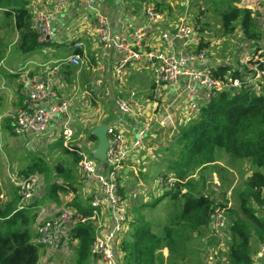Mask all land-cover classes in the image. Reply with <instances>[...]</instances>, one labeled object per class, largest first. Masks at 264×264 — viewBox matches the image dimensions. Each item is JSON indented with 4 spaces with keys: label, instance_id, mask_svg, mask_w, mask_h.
<instances>
[{
    "label": "crops",
    "instance_id": "1",
    "mask_svg": "<svg viewBox=\"0 0 264 264\" xmlns=\"http://www.w3.org/2000/svg\"><path fill=\"white\" fill-rule=\"evenodd\" d=\"M29 4H31V1L27 0L26 7L31 13ZM32 4H35L34 8L38 7L55 11L56 16L53 23L55 36L51 41L40 43L33 51L21 53L17 49V54L13 57L11 65L3 66L5 73L0 71V179L5 176L7 178L10 167L14 166V161H12L11 157L13 151L18 154L22 149L20 138L17 139V136L14 137L11 133L10 116L12 115L11 112H15L21 106L22 99L25 96L23 78L37 77L50 83L59 96L67 97L70 100L73 125L69 147L77 150L78 153L91 150L93 154L89 157L96 160L103 170H106V155L105 152L101 153L99 151L98 139L92 133V130L98 125H104L105 127H116L118 131H121L124 145L126 150L129 151L119 178L121 194L123 201L127 205L128 212L137 215L143 204L154 203L159 198L156 180L162 177V173L168 171L166 166L169 165L168 161L170 160L168 157L169 147L171 145H173V148L177 147L174 143L175 135L187 122L184 118L186 106L183 94L186 79L182 78L177 85H156L153 82L150 70L144 67L142 61H137L129 62L124 71L122 82L118 83L113 77V67L117 62L118 55L114 51L101 48L96 42L91 32L90 19L93 13H97L106 17L113 31H119L122 23H125L128 29H133L146 24L145 8L155 7L148 3L134 0H93L92 10L79 4L76 0L67 1L57 10H55L54 2L51 1L33 0ZM182 4L185 5V2L183 1ZM156 10L161 13V19L152 32L146 36L145 41L148 49L163 51V44L158 39V32L173 29L181 21L189 24L190 21L185 16L173 21L170 18L169 10L168 12L164 9ZM4 18L2 15L0 21L4 20ZM197 21L193 24L195 29L201 23L199 20ZM206 26V28H209L207 24ZM261 26L258 27L261 32V36L258 39L246 37L241 28L237 27L233 30L234 32L237 29L236 31L240 32L237 37L231 35L233 32L224 33L225 36L219 38L213 35L206 37L207 39L204 37V46H207L208 50L215 55L211 65L214 67L222 64L231 67L232 64H238L240 60L244 59L246 54L254 51L261 43L264 44V25L261 24ZM14 34L17 39V33L14 32ZM75 42H81V48H76L74 46ZM75 52L83 57L85 63L82 66H75L72 63L63 61V59ZM221 57L224 60H221ZM54 68H56V71ZM48 70H51L52 74H49ZM243 73L245 74V71ZM117 98L128 101L134 109L136 106H141L142 114L137 117L136 114L120 112L115 106ZM145 116L152 119V125L149 127L141 145L134 151L131 145L135 138L136 128L140 120ZM1 117L3 118L1 119ZM35 138L40 141V146H31L35 142ZM22 140H25L23 145L26 149L30 148V152L36 146L43 147L44 150L40 156L45 162H47L45 159L47 156L48 158L54 156L53 159L58 158L54 164H51V162L49 163L50 165L48 164L51 170L48 177L45 178L43 174H39L42 180L35 199V202L38 203V208L46 207L49 202L51 206L55 207L63 204L69 206L67 203L74 196L70 190L58 191V202L46 196L50 184L56 181L61 182V178L52 171L53 166L57 162L72 171L70 181L77 186L80 198H83V195L89 197L88 204L90 206L92 194L98 193V184L95 181H85L78 170V166L73 165V153L68 148L63 147L57 120H52L44 132L27 135ZM218 152H220L221 157L213 164L221 166L227 156L223 151ZM32 153L37 155L40 154V151ZM30 155L31 161L33 155ZM230 162L235 163L236 167L243 163L241 169L242 171L246 170L245 173L243 172L244 179L252 171L251 164L245 159H231ZM213 164H209L207 166L208 169ZM212 173L216 176L214 170ZM233 173L235 174V172ZM23 176V174L18 173L17 179ZM190 177H193L192 188L194 190V186L199 185L195 183L199 180L200 170L188 176V178ZM0 185L5 186L7 189V182L4 185L3 183ZM2 186H0V198H3V193H1L3 192ZM183 191L185 190L183 189ZM9 198L10 195L8 193L5 195L4 200ZM151 213L154 215V217L152 216L153 222L157 221L160 216L153 212ZM144 214L148 216L149 213ZM167 214L168 211L161 217L163 218ZM111 216V207L107 204H101L99 216L96 220V224H98L96 233L110 227ZM161 217L159 220L164 222L165 220H162ZM204 229L202 228L200 232H198L199 230L186 233L184 230L180 231L178 237L170 245H166L161 249V264H211L210 260L214 256V247L211 244L213 238L209 237L208 233L206 236L208 240L204 241L203 236L208 230L207 228ZM128 231L129 224L127 223L124 231L118 235L115 241L119 263H121L122 256L119 245L126 237ZM202 241H204L203 244L201 243ZM76 244V239H73L70 243V248L73 247L74 250ZM259 246L260 244H257L256 249L253 251L252 260ZM204 248L209 249V253H211L203 261L202 259L200 261V252ZM224 248V257L222 259H214L219 264H227L228 246L224 245ZM73 250L70 251L71 254L69 255L73 254ZM92 257L94 258L92 259ZM92 257L89 264H103L101 261H97L98 258L94 255ZM69 259H71L70 256L63 258L62 264H72ZM221 261H224V263ZM58 263L60 264L61 261H58Z\"/></svg>",
    "mask_w": 264,
    "mask_h": 264
},
{
    "label": "trees",
    "instance_id": "2",
    "mask_svg": "<svg viewBox=\"0 0 264 264\" xmlns=\"http://www.w3.org/2000/svg\"><path fill=\"white\" fill-rule=\"evenodd\" d=\"M26 6L27 0H0V13L4 20L8 19L6 25L10 30L17 33L16 49L21 53L33 51L40 44L31 28V13ZM154 7L162 9L161 3H155ZM219 15L224 33L233 32L234 23L239 21L246 37L258 39L261 36L259 24L250 9L227 4ZM197 30L202 32L199 26ZM213 76L220 80L238 79L241 85L214 92L175 135L177 147H169V168L162 173L163 178L174 182V189L166 192L170 203H175L173 215L164 222H153L149 214H144L148 220L143 214L129 219V231L119 245L122 264H161V249L170 245L180 231L200 232L207 227L214 207L226 208L202 189L193 190V177L188 178L193 175L191 170H203L218 161L221 150L227 158L245 159L252 166L243 188L237 193L238 214L227 210L230 220L227 264H253V251L257 244L264 243V217L261 214L264 209V85L255 92L245 81L246 74L228 65L214 66ZM71 151L72 163L77 165L80 155L75 149ZM49 171L48 163L41 156H35L19 174H43L46 178ZM52 171L61 182L50 184L46 196L58 202V191L70 190L74 196L67 204L84 219L72 230V237L77 241L72 264H89L91 246L97 234L96 219L91 218L92 208L88 200L81 201L77 186L70 181L71 170L57 162ZM201 176L204 175L200 174L199 180ZM14 190L13 196L0 207V264H39L40 246L32 242L38 203H22L18 188Z\"/></svg>",
    "mask_w": 264,
    "mask_h": 264
},
{
    "label": "built area",
    "instance_id": "3",
    "mask_svg": "<svg viewBox=\"0 0 264 264\" xmlns=\"http://www.w3.org/2000/svg\"><path fill=\"white\" fill-rule=\"evenodd\" d=\"M31 4V28L36 32L37 42L45 43L51 41L55 36L53 23L55 11L34 8ZM54 2L55 10L69 0H45ZM79 4L93 9V0H76ZM161 13L152 7L145 8L146 24L128 29L125 23L121 24L119 31H113L105 16L93 13L90 19L91 32L105 50L114 51L118 55L116 64L113 67V77L118 83L122 82L124 71L129 62L142 61L144 67L150 70L153 82L156 85H177L182 78H185L184 102L186 121L192 119L198 112L201 105L208 102L214 92L240 87L241 81L225 78L220 80L213 76L212 54L207 46H204V36L195 27L185 21H181L170 30L158 32V39L163 44V51L148 49L146 36L152 32L155 25L161 19ZM177 44V46H176ZM76 48H81V42H75ZM65 62L75 66H82L85 61L83 57L75 52ZM232 69H243L245 81L252 85L255 92L260 91L264 85V44L244 56L238 64H232ZM56 71V68H54ZM52 74L51 70H48ZM24 98L21 106L10 116L11 133L17 137L29 134H40L44 132L52 120H57L62 144L64 148L69 147L72 136L73 115L70 107V100L67 97L59 96L52 85L37 77L23 78ZM116 108L125 114H142V107L135 109L130 103L122 98L115 100ZM152 119L143 117L136 128L132 149L135 151L144 140ZM107 149L105 151L106 170H103L93 158L79 152L80 158L77 166L85 181H95L98 184V193L92 194L90 200L91 218L99 216L101 204L111 207L112 216L110 227L97 233L91 246V253L108 264H121L117 260L116 243L118 235L124 231L129 221L127 205L121 194V183L119 178L122 174L124 162L129 155L123 141L121 131L116 127H106ZM42 178L39 174H30L20 177L15 185L21 196L22 203L34 202L40 188ZM158 197L174 189V182L170 178L159 177L156 180ZM46 207L38 208L35 218L32 242L40 246L39 264H59L62 255H68L71 251L70 243L74 239L72 230L77 222L84 219L76 209L69 206H57L54 212L46 213ZM222 209V210H221ZM222 207H214L209 216L210 237L215 240L213 254L216 255L223 250L227 238L228 220L223 215ZM225 210V209H224ZM264 257V243H261L253 264H261ZM217 260V259H216ZM211 259V264H219Z\"/></svg>",
    "mask_w": 264,
    "mask_h": 264
},
{
    "label": "rangeland",
    "instance_id": "4",
    "mask_svg": "<svg viewBox=\"0 0 264 264\" xmlns=\"http://www.w3.org/2000/svg\"><path fill=\"white\" fill-rule=\"evenodd\" d=\"M134 1L145 2V3H148L149 5H152V6H154L155 3H161V5L164 6V7H162V9L166 10L167 12L169 10L170 18L173 21H175L179 17L185 16V17H187V19L189 18L190 24L193 25V24H195V22L197 20H199L201 22V23H199V27L200 28L203 27V28H202V32H200V31H198V32L201 33L205 38L211 37V35L217 36V38L225 36L223 30L220 28L219 11H222L226 7L227 4L235 5L236 7H239V8L250 9L252 11L253 16L255 17V20L258 22L259 26L262 27L261 24L264 25V0H142V1L134 0ZM183 1L185 2V5L182 4ZM0 17H2L1 13H0ZM7 21H8V19L0 21V71L2 73H5L3 66H10L13 57L17 54L16 53L17 49H16V43H15V41H16L15 34L13 31L10 30V27L8 25H6ZM206 24L208 25L209 28H206L207 27ZM234 25L237 28H240L239 27L240 26L239 21H236L234 23ZM236 30L231 34V35H234V37H237L240 34V32L236 31ZM212 38H214V37H212ZM231 48H232V45H231ZM220 59L224 60L223 57H221ZM14 113L15 112H13V113L11 112V114H14ZM11 114H8V115H11ZM3 117H1V119ZM6 117H9V116H6ZM29 135H34V134H29ZM35 136H37V135H35ZM14 137H15V135H14ZM24 137L25 136L17 137V139L20 138V142L22 144V147H21L22 149L20 150V152L18 154H17V152L15 153V151H13V153L11 155L12 161H14V166L12 168L10 167L9 176H7V178L5 176L4 178L0 179V184L3 183V185H4V183L7 182V189L5 186L3 187L2 185H0L3 187V192H1V193H3V198H0V207L3 205V203L7 202V200H4L5 195H7L9 193L10 197L13 196L12 192L15 189V187H17L15 185L16 180H17V174L19 173V171L23 167H25L27 164H29L31 162L30 161V157H31L30 154L33 155L32 152L40 151V154L33 155V157L40 156L42 151L44 150L43 147L40 148V147L36 146L35 148H33V151L30 152V148L26 149V147L23 145V143H24L23 141H25V140H22V139ZM39 144H40V141L38 140V138H35V142H33L31 144V146L34 147V145H39ZM31 150H32V148H31ZM217 150H219V149H217ZM170 152H171V148L168 151V155L170 154ZM83 153H85L86 156H92V154H93V152L91 150H88L87 152H83ZM53 157L51 158V156H50L48 158V156H47L45 158L47 161L46 163L49 164L51 162V164H54L58 158L56 157L53 159ZM230 161H231V159L226 157L225 161L222 163L221 166H219L217 164H215V165L213 164L209 168V171H207L208 167H205L203 170H200V174H203L204 176H201V178H200L201 180H198L196 182L197 183L196 185H198V184L199 185L196 187L194 186V188L196 190L202 189L203 193L210 195L215 200V202H221V203H223V205H225L226 208H224L225 210L223 209V215L225 216V219L228 220L229 224H230V220L228 218L227 210L231 209L238 214L237 193H238V191H240L243 188V185H244L243 172L244 173L246 172V170L242 171V169H241L243 167L242 166L243 163H241L239 166L236 167V164L231 163ZM166 168H169V165H167ZM213 170H214V173L216 174V176L213 175V173H212ZM191 172H192V174H194V173H197V170L193 169V170H191ZM233 172H235V174ZM169 173L171 174V172H169ZM14 194H15V190H14ZM166 195L167 194L165 193L162 195V197H159L154 203H150V204H147V205L141 207V209H139L137 215L129 212L130 221L133 219V217H136V218L140 217V214L144 215V213H149L150 215H152L154 217V215L151 213V212H153L154 214H157V216L161 217L166 211H168V214L166 216L164 215L165 217H163V218L161 217L162 220L164 219L166 221L167 216L171 217V215H173L174 210H172V208H173V206H175L174 202H172V203L169 202L170 200H169L168 196H166ZM82 200H89V197H87V195H83V198H81V201ZM61 206L67 207L65 204H63ZM54 207L55 206H51V204L49 202L46 204V208L44 211L46 213H51V212H53ZM261 214L264 217V209H263V212ZM160 217H158V220ZM145 218H146V216H145ZM95 226L98 227V224H96ZM206 228L208 230H207V232H205V236H203L204 241L208 240V238H206L207 234L209 233V237L211 234L209 222H208V225ZM229 239H230V234H229V227H228L227 238L225 240L226 246L228 245ZM204 241H202L201 243L203 244ZM211 242H212L211 243L212 245L215 244L214 239ZM72 250H73V247L71 248V251ZM224 251H225V248H223L222 251H219L217 253V255H214L212 258L213 259H216V258L222 259L224 257V254H225ZM200 253H201L200 261H201V259L203 261L204 258L208 257V254H210L211 252L209 253V249L204 248L201 250ZM69 254H71V253H69ZM69 254L65 255V256H64V254L62 255V259H61L60 264H62L63 258H65L66 256L67 257L70 256L71 259H69V261H72L74 250H73L72 255H69ZM93 258L94 257H92V259ZM97 258H98L97 261H101L103 264H108L107 261H103L99 257H97ZM221 262L224 263V261H221ZM65 264H68V263H65Z\"/></svg>",
    "mask_w": 264,
    "mask_h": 264
},
{
    "label": "water",
    "instance_id": "5",
    "mask_svg": "<svg viewBox=\"0 0 264 264\" xmlns=\"http://www.w3.org/2000/svg\"><path fill=\"white\" fill-rule=\"evenodd\" d=\"M244 72L243 70L241 71ZM92 133L98 139V149L101 153L105 152L107 149V134H106V127L104 125H98L93 128ZM261 264H264V257L261 259Z\"/></svg>",
    "mask_w": 264,
    "mask_h": 264
}]
</instances>
